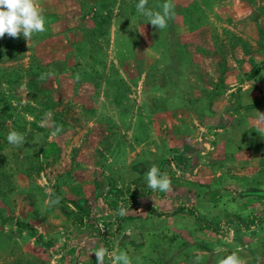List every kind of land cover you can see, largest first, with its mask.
Returning a JSON list of instances; mask_svg holds the SVG:
<instances>
[{
    "label": "rangeland",
    "instance_id": "374dc122",
    "mask_svg": "<svg viewBox=\"0 0 264 264\" xmlns=\"http://www.w3.org/2000/svg\"><path fill=\"white\" fill-rule=\"evenodd\" d=\"M38 2L46 32L0 39V264H264V0H174L163 30L139 0Z\"/></svg>",
    "mask_w": 264,
    "mask_h": 264
},
{
    "label": "clouds",
    "instance_id": "9594fccd",
    "mask_svg": "<svg viewBox=\"0 0 264 264\" xmlns=\"http://www.w3.org/2000/svg\"><path fill=\"white\" fill-rule=\"evenodd\" d=\"M148 0H139L136 5L137 11L147 17L155 29L163 30L168 27V21L175 16L174 0H165L161 5L162 11H153L147 7ZM47 31L46 19L38 0H0V39L7 35L10 38L16 39L23 36L26 41H30L34 34H40ZM50 75V74H47ZM45 76L42 75L41 79ZM51 116V113L46 114ZM264 118V114H262ZM264 130V129H262ZM63 131L62 126H55V130L51 133L52 137H56ZM7 140L14 146L24 145L26 137L16 131H11ZM147 187L153 191L171 192L172 182L166 173H161L160 169L153 165L146 172ZM55 201L54 203H58ZM118 214L123 217L127 214V209L123 206L119 208ZM130 235V233H126ZM97 264H104L105 257L108 258L110 264H133L131 257L127 252L115 249L109 251L106 248H99L94 252ZM199 260V257H197ZM219 264H245V261L240 256L233 252L227 257L221 259Z\"/></svg>",
    "mask_w": 264,
    "mask_h": 264
}]
</instances>
